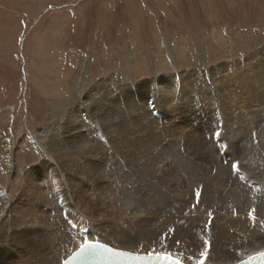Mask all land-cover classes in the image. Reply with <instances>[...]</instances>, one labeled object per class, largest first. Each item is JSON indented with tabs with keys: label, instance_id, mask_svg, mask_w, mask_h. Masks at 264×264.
Returning <instances> with one entry per match:
<instances>
[{
	"label": "rangeland",
	"instance_id": "374dc122",
	"mask_svg": "<svg viewBox=\"0 0 264 264\" xmlns=\"http://www.w3.org/2000/svg\"><path fill=\"white\" fill-rule=\"evenodd\" d=\"M263 124L264 0H0V264H55L84 227L186 259L184 236L200 259L258 246ZM107 150L161 161L158 190Z\"/></svg>",
	"mask_w": 264,
	"mask_h": 264
},
{
	"label": "bare ground",
	"instance_id": "6f19581e",
	"mask_svg": "<svg viewBox=\"0 0 264 264\" xmlns=\"http://www.w3.org/2000/svg\"><path fill=\"white\" fill-rule=\"evenodd\" d=\"M169 59V61L172 63V60H170V58H169V55H168V57H167V59L166 60H168ZM173 65V64H172ZM169 70L174 74V73H176V70H175V68L172 66V67H170L169 68ZM175 71V72H174ZM173 74H171V75H173ZM174 78V77H173ZM262 119V118H261ZM264 125V124H263ZM46 128V127H45ZM263 132V131H262ZM263 134V133H262ZM261 135V134H260ZM246 137V136H245ZM237 138V137H236ZM259 141H264V136H261V138H259L258 139ZM232 143V142H231ZM252 143H253V141H252ZM148 144V143H147ZM244 147H243V149L241 150L242 152L239 154V159H241V160H245V155L247 156L248 154H252L253 153V150L255 149L254 148V143H253V145L252 146H250V144H249V141L246 139V142H244ZM90 146V145H89ZM94 146V145H93ZM96 146V145H95ZM135 147V146H134ZM143 147V146H142ZM142 147H140V148H138L139 149V151H153V150H157V151H162L163 153H164V151L166 150V149H157V144H155L154 146H145L144 147V150L143 149H141ZM251 147V148H250ZM100 148H101V146H100ZM133 148V147H132ZM88 149V148H87ZM91 149V148H90ZM124 149V148H123ZM136 149V148H135ZM99 150V149H98ZM129 150V149H128ZM113 151V150H112ZM96 152H99V151H96ZM106 152H108V153H106L107 155H106V158H107V162L108 163H113V165H119V167L120 166H122V167H125V166H127V165H129V171H127V174H128V176H132V177H135V179L137 180V181H139V182H141L142 184H143V186H144V189L141 187L140 188V190H158V182H159V177H160V175L162 174V172L163 171H161V168H162V166L160 165L161 164V161H160V164H159V162L158 163H153L154 161L152 160L151 161V158H149L148 156H147V160H145V162H142V161H140L139 160V162L138 163H136V162H134L135 161V158H125L124 160H122L121 159V157H119V156H117V154L115 153V154H111V151L110 150H107ZM226 152V151H225ZM91 154V153H90ZM98 154V153H97ZM101 154V153H100ZM250 154V155H251ZM249 155V156H250ZM253 156H254V154H253ZM257 156H259L258 154H257ZM104 157V156H103ZM115 158V159H114ZM249 158V157H248ZM114 159V160H113ZM158 159V158H157ZM156 159V160H157ZM258 159V158H257ZM164 161V160H163ZM240 161V160H239ZM246 161H247V159H246ZM243 162V161H242ZM258 162V161H257ZM230 163V162H229ZM248 163H249V161H248ZM48 164V163H47ZM141 164H142V166L143 167H141ZM146 164V165H145ZM232 164V163H231ZM243 164V163H242ZM246 164V163H245ZM251 164V163H250ZM163 165V164H162ZM231 167V166H230ZM51 168V167H50ZM118 169V168H117ZM108 170V169H107ZM231 170H233L232 169V167H231ZM115 171V170H114ZM215 171V170H214ZM241 171H243V170H241ZM51 172V171H50ZM113 173V172H112ZM242 173V172H241ZM245 173V172H244ZM182 174V173H181ZM243 174V173H242ZM116 175V174H115ZM110 176V175H109ZM140 176V177H139ZM180 177V176H179ZM242 177V176H241ZM139 178H142V179H139ZM147 178H152L150 181H147ZM240 178V177H239ZM241 179V178H240ZM239 184V183H238ZM164 185H166V184H164ZM135 188V187H134ZM160 188H161V186H160ZM241 188V187H240ZM251 188V187H250ZM136 190H137V188H136ZM161 190V189H160ZM251 190H253L252 188H251ZM3 194L4 193H0V196H3ZM160 197V196H159ZM52 198V197H51ZM148 198V197H147ZM3 199H4V201L6 202V203H8V198H7V196L5 197V196H3ZM162 199V198H161ZM53 200V199H52ZM143 200V199H142ZM145 200H146V198H145ZM34 201V200H33ZM37 201V200H36ZM36 201H34L35 203H36ZM54 201V200H53ZM52 201V202H53ZM140 201V200H139ZM246 201V200H245ZM244 201V202H245ZM32 202V201H31ZM249 202V201H248ZM37 205L36 206H40V207H42L43 206V204L41 203V202H38L37 201ZM47 205V204H46ZM45 205V206H46ZM52 205V204H51ZM250 205V204H249ZM48 206V205H47ZM42 208H44V207H42ZM53 208H55V206L53 207ZM253 208V207H252ZM246 209V208H245ZM133 210V209H132ZM67 223V222H66ZM85 228V227H84ZM84 228H82V230L81 231H85L86 233H87V238H86V234L85 233H81V235H77L76 233H75V235L74 236H71V237H68L69 238V240H71V241H73V239L75 238L76 239V244L74 245V246H70L71 248L68 250V251H70L71 250V252H69V254L68 255H65L66 253H64L63 252V250H60L61 251V256L59 255V257H61V258H57L58 260L55 262V264H60L62 261H63V259H65L67 256H69L73 251H75L78 247H79V245L81 244V243H83V242H85V241H94V242H102V243H104V244H106V245H109V246H111V247H113V248H115V249H119V250H124V251H128V252H132V253H140V254H156V255H158V254H163V255H167V256H169V257H171V258H174V259H176V260H178L180 263H182V264H234V263H238V262H240V261H242V260H245V259H247L248 257H250V256H253V255H256V254H261V253H264V239L262 240L261 238L260 239H258L257 240V243L259 244L258 246H255V245H249L248 247H247V249L246 250H248V251H244L243 250V252L241 251V253H239L238 255L236 254V253H233V254H231V257L230 258H227V259H224L223 261H220V260H214L213 258H205V259H200L199 257H198V255H197V252H196V250H195V248L191 245V244H189V242H190V240H189V238L187 237V236H184L183 237V239H182V248L183 249H185V251H187V252H189L190 253V256H192V257H195V259H192V258H189V259H186V258H184L180 253H176V252H170V251H168V250H143L142 248H141V250H138L137 248H135V246H127L125 243H124V241L122 240V243H124V244H120V243H118V240H117V242H115V246H113V245H111V244H109V243H105V242H103V241H98V240H93V236H92V238L91 237H88V231L86 230V229H84ZM35 229V228H34ZM92 229V228H91ZM121 229V228H120ZM23 230H24V234H25V228H23ZM123 230V229H122ZM193 230V228H188V229H186V230H184V232L185 233H189V232H191ZM95 231V230H94ZM96 232V231H95ZM120 233H121V231H119ZM94 233V232H93ZM117 234V235H121V238H122V235H123V237H125L126 239L128 238V240H130V239H134V236L132 235L133 234V232H132V234H131V232H130V230H129V232H124L123 234ZM55 234V233H54ZM90 234V233H89ZM5 235H7V233H4L3 234V236H2V243L0 244V247H2V249H1V254L3 255V253H4V250H3V248H7V247H9V241L7 240L8 238H5ZM91 235V234H90ZM93 235V234H92ZM136 235V234H135ZM260 235V234H259ZM26 236V235H25ZM138 236H141L140 234L138 235ZM254 235H252V239L254 238L253 237ZM51 237V236H50ZM152 237V236H151ZM256 237V236H255ZM45 238V237H44ZM102 238V237H101ZM105 238V237H104ZM107 238V237H106ZM117 238V237H116ZM121 238H120V240H121ZM141 238V237H140ZM48 239V238H47ZM74 239V240H75ZM107 239H109V238H107ZM113 239V238H112ZM118 239V238H117ZM124 239V238H123ZM142 239V238H141ZM153 239H154V237H153ZM50 240H51V238H50ZM49 240V241H50ZM65 240V239H64ZM105 240V239H104ZM114 240V239H113ZM127 240V241H128ZM143 240V239H142ZM15 241V240H14ZM134 241V240H133ZM132 241V242H133ZM126 242V241H125ZM129 242V241H128ZM131 242V243H132ZM137 242V241H136ZM233 242V241H232ZM139 243V242H138ZM137 243V244H138ZM11 244V243H10ZM58 244V243H57ZM72 244V243H71ZM132 244H134V243H132ZM44 245V244H43ZM51 245H53V244H51ZM135 245H136V243H135ZM139 245V244H138ZM56 246V245H55ZM235 245H233V247H234ZM62 247V246H61ZM249 247H251V249L249 250L248 248ZM53 248V247H52ZM58 248V247H57ZM160 248V247H159ZM158 248V249H159ZM54 249V248H53ZM73 249V250H72ZM178 252V251H177ZM35 254V253H34ZM36 255V254H35ZM258 255H256V256H258ZM1 256V255H0ZM41 256V255H40ZM43 257V256H42ZM52 259V258H51ZM160 262H163V260H159ZM54 262V261H53ZM1 264H3V263H1ZM46 264H47V262H46Z\"/></svg>",
	"mask_w": 264,
	"mask_h": 264
},
{
	"label": "snow or ice",
	"instance_id": "6c2138e0",
	"mask_svg": "<svg viewBox=\"0 0 264 264\" xmlns=\"http://www.w3.org/2000/svg\"><path fill=\"white\" fill-rule=\"evenodd\" d=\"M217 135H219L218 133H217ZM234 167H235V165H234ZM197 197H199V192H197ZM203 255V254H202Z\"/></svg>",
	"mask_w": 264,
	"mask_h": 264
}]
</instances>
